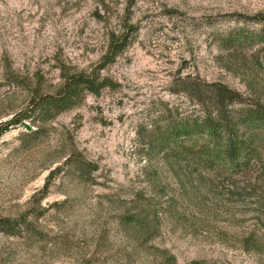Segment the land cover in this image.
<instances>
[{"label": "rangeland", "instance_id": "rangeland-1", "mask_svg": "<svg viewBox=\"0 0 264 264\" xmlns=\"http://www.w3.org/2000/svg\"><path fill=\"white\" fill-rule=\"evenodd\" d=\"M125 4L0 0V216L20 222L15 234L0 230V264H156L161 249L174 264H264V144L244 172L191 165L194 179L180 187L147 163L136 135L165 117V104L172 115L211 110L188 84L235 90L242 99L231 109L264 99V0H134L133 37L101 70L113 86L87 92L35 137L24 134L28 120L9 123L35 86L59 81L58 60L98 62ZM70 143L96 168L82 177L63 165L40 196ZM135 201L149 208L146 236L120 221Z\"/></svg>", "mask_w": 264, "mask_h": 264}, {"label": "trees", "instance_id": "trees-1", "mask_svg": "<svg viewBox=\"0 0 264 264\" xmlns=\"http://www.w3.org/2000/svg\"><path fill=\"white\" fill-rule=\"evenodd\" d=\"M133 1L125 0L118 27L107 30L104 49L96 64L77 67L58 60L56 66L59 81L46 89H42L40 83L35 86L29 93L26 106L20 113H15L9 123L17 124L28 120L25 123L28 130L24 134L35 137L40 134L44 123L77 105L87 92L97 94L103 87L113 86L115 82L108 75L102 74L101 70L114 60L133 37L136 28L126 17V10ZM94 13L96 17H100L97 11ZM40 77L38 74L37 78ZM210 84L213 86L211 94H204L198 83L188 84L186 91L194 95L199 104L211 105V110L194 115H172L171 108L165 104L161 112L165 117L147 118L136 133L141 144L138 146L140 154L147 163L153 160L170 170L180 187H183L186 180L194 179L188 169L191 165L212 171L221 169L230 173L244 172L259 159L261 148L258 147L264 144V99L227 108V103L242 99L240 94L222 83ZM62 157L60 163L49 169L48 177L40 188V196L46 194L48 179L63 165L76 170L82 177L96 168V164L86 159L73 143H70ZM149 171L148 178L156 177L155 166H151ZM197 174L195 178L199 180L202 175L200 176V172ZM144 208L143 203L135 201L119 216L121 222L137 226L143 236H146L149 229L145 224V217L149 208ZM25 221L22 220L23 223ZM19 223L17 219L0 216V230L9 234L17 233ZM156 254V264L175 263L174 255L166 249L158 250Z\"/></svg>", "mask_w": 264, "mask_h": 264}]
</instances>
